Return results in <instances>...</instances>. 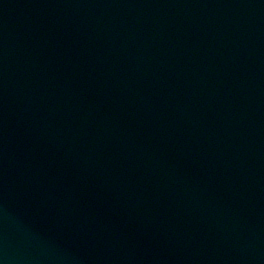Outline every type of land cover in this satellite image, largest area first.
Wrapping results in <instances>:
<instances>
[{
  "label": "water",
  "instance_id": "1",
  "mask_svg": "<svg viewBox=\"0 0 264 264\" xmlns=\"http://www.w3.org/2000/svg\"><path fill=\"white\" fill-rule=\"evenodd\" d=\"M0 264H264V0H0Z\"/></svg>",
  "mask_w": 264,
  "mask_h": 264
}]
</instances>
